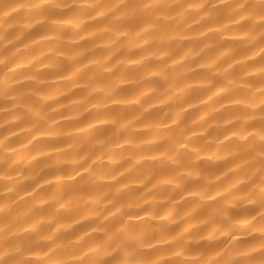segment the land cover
Listing matches in <instances>:
<instances>
[{"label": "clouds", "instance_id": "9594fccd", "mask_svg": "<svg viewBox=\"0 0 264 264\" xmlns=\"http://www.w3.org/2000/svg\"><path fill=\"white\" fill-rule=\"evenodd\" d=\"M0 264H264V0H0Z\"/></svg>", "mask_w": 264, "mask_h": 264}]
</instances>
